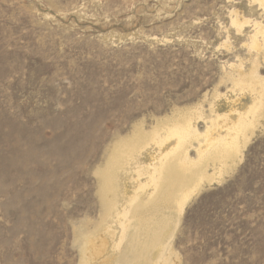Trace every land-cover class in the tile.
Here are the masks:
<instances>
[{
	"label": "rangeland",
	"instance_id": "374dc122",
	"mask_svg": "<svg viewBox=\"0 0 264 264\" xmlns=\"http://www.w3.org/2000/svg\"><path fill=\"white\" fill-rule=\"evenodd\" d=\"M233 9L264 22L254 0H0V264H102L83 244L103 223L97 171L121 137L180 108L208 119L211 103H250L229 75L257 56L264 76V51ZM259 122L242 161L187 204L175 264H264Z\"/></svg>",
	"mask_w": 264,
	"mask_h": 264
},
{
	"label": "bare ground",
	"instance_id": "6f19581e",
	"mask_svg": "<svg viewBox=\"0 0 264 264\" xmlns=\"http://www.w3.org/2000/svg\"><path fill=\"white\" fill-rule=\"evenodd\" d=\"M254 2L264 8V0ZM229 15L238 31L253 24L249 47L263 52L264 22L245 18L236 9ZM255 58L248 69L241 63L236 74L229 75L232 88L249 91L251 101L245 107H236L235 96L234 100L227 97L232 100L227 102L232 103L229 110L219 112L211 103L213 115L210 111L208 119L196 105L195 111L180 108L177 114L160 118L151 130H140L139 125L131 137H121L105 167L97 171L103 223L96 234L86 237V260L94 255L103 257L102 264L175 262L172 241L190 199L206 184L221 182L242 161L243 150L264 116V76ZM199 119L206 120L204 130L197 125ZM109 237L112 250L119 252L106 257Z\"/></svg>",
	"mask_w": 264,
	"mask_h": 264
}]
</instances>
